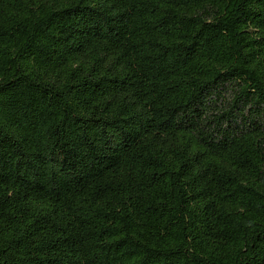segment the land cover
<instances>
[{
    "label": "trees",
    "instance_id": "1",
    "mask_svg": "<svg viewBox=\"0 0 264 264\" xmlns=\"http://www.w3.org/2000/svg\"><path fill=\"white\" fill-rule=\"evenodd\" d=\"M0 264H264V0H0Z\"/></svg>",
    "mask_w": 264,
    "mask_h": 264
}]
</instances>
